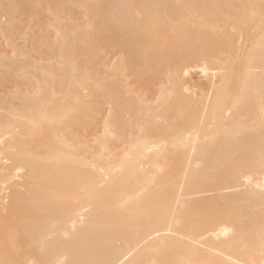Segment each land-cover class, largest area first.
<instances>
[{
    "label": "bare ground",
    "instance_id": "bare-ground-1",
    "mask_svg": "<svg viewBox=\"0 0 264 264\" xmlns=\"http://www.w3.org/2000/svg\"><path fill=\"white\" fill-rule=\"evenodd\" d=\"M52 5L0 49V264H264V0H0L1 31Z\"/></svg>",
    "mask_w": 264,
    "mask_h": 264
},
{
    "label": "rangeland",
    "instance_id": "rangeland-1",
    "mask_svg": "<svg viewBox=\"0 0 264 264\" xmlns=\"http://www.w3.org/2000/svg\"><path fill=\"white\" fill-rule=\"evenodd\" d=\"M18 0H15L17 3ZM18 9L20 11V16L24 19L23 23L25 24V31L27 34H25L23 37L18 38L14 42L9 41L4 35V33L1 31L0 27V49H8L10 50L12 48V44L18 46V48L21 50H25L30 45V37L32 36V33L34 30L39 28V24L44 20L45 22H49L54 17V12L56 10V7L54 5L50 7H38L37 9H21L18 6ZM30 12V13H29ZM80 10L78 8H69V9H62L59 10L57 15H61L63 19H68V16H77L79 14ZM3 13V9L0 8V15ZM29 13V14H28ZM28 14V15H26ZM38 17L39 20L34 19V17ZM2 19L7 18L6 15L1 16ZM48 24V23H46ZM47 28V27H45ZM44 28V29H45ZM27 51V50H26ZM28 58H25V60Z\"/></svg>",
    "mask_w": 264,
    "mask_h": 264
}]
</instances>
